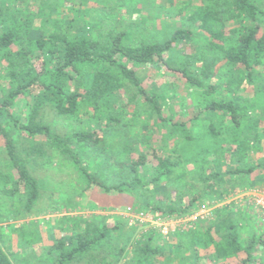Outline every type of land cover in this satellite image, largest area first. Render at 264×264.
I'll list each match as a JSON object with an SVG mask.
<instances>
[{
	"label": "trees",
	"instance_id": "trees-1",
	"mask_svg": "<svg viewBox=\"0 0 264 264\" xmlns=\"http://www.w3.org/2000/svg\"><path fill=\"white\" fill-rule=\"evenodd\" d=\"M17 1L0 0V223L36 213L47 179L35 171L54 162L74 166L79 181L85 182L83 191L92 192L95 186L110 196L129 195L136 201L133 208L164 218L190 213L204 194L217 192L215 198L221 200L240 182L251 186L258 178L264 181V173L248 181L264 167V161L254 163L251 154L264 140V7L259 3L201 0L191 22L208 39L207 50L173 63L168 57L175 44L194 39L188 28L171 30L161 40L130 44L126 30L101 32L100 23L75 7L76 0H58L79 11L64 22L53 17L61 15L58 5L44 0L28 10L16 6ZM230 19H238L239 26L228 28ZM132 63L174 70L207 97L196 117L203 116L209 134L226 137L228 144L195 161L200 164L195 176H189L181 157L159 153L152 145L135 152L136 143L127 142L108 153L111 147L103 134H116L120 93L129 87L136 89L129 101L139 95L168 122L167 137L191 138L188 122L164 116L160 97L144 89ZM216 68L226 70L223 85L217 82ZM222 87L230 89L231 97L220 94ZM23 100L24 111L18 105ZM53 118L58 125L67 121L70 130L53 129ZM196 187L198 195L188 204L182 196L173 202L159 198L164 191L172 196L174 190L187 194ZM230 211L218 206L216 218L187 230L194 250L198 253L201 244L211 249L216 264H264L257 250L258 245L264 248V239L254 232L246 241L245 228ZM102 217L79 218L71 226L73 232L55 236L36 261L19 251L36 246V232L28 236L19 226L5 234L1 224L0 264H120L124 257L122 264L158 263L161 244L152 246V234L138 237L135 228L125 229L123 219L109 225ZM13 234L17 250L9 244ZM183 244L171 247L178 254Z\"/></svg>",
	"mask_w": 264,
	"mask_h": 264
},
{
	"label": "rangeland",
	"instance_id": "rangeland-1",
	"mask_svg": "<svg viewBox=\"0 0 264 264\" xmlns=\"http://www.w3.org/2000/svg\"><path fill=\"white\" fill-rule=\"evenodd\" d=\"M46 1L58 5L61 15L59 17L54 14L53 17L60 18L61 22L77 15L79 12L77 9H79L86 12V19L100 23L99 30L101 32L115 29L118 31L126 30L131 35L129 39L126 38L130 44L161 40V37H167L171 30L188 28L193 32L194 39L192 42L175 44L168 57L173 63L181 61L188 54L207 50L208 39L191 22V16L196 11L197 6L201 4V0H76L75 7L77 9H74L75 7L69 8L58 0ZM254 1L264 7V0ZM41 2L44 0H18L15 5L28 8V10H35ZM227 26L228 28L239 26L238 19L228 20ZM37 64L39 65V59H37ZM130 65L137 68L142 76L144 89L150 94H157L160 97L165 117L172 122H188L186 127L189 129L191 138L188 139L184 135L177 134L167 137L168 122L161 120L156 113H153L139 95H136L133 101H129V98L131 100L136 92L134 87H129L126 92L120 93L119 109L115 112L116 116L120 118L119 124L115 128L116 134H103L105 144L111 147L108 153L116 152L117 148H124L127 142L136 143L133 148L135 152L147 144L152 145L159 153L170 155L173 158L181 157L184 165L188 166L189 176H195L200 166V164H195V161L217 149L225 148L228 144L226 137L214 138L209 134L208 121L204 120L203 116L202 118L196 117L201 101L207 97L202 95V90L191 88L181 74L174 70L161 66H139L133 63ZM225 72L226 70L221 71L220 68L215 69L218 83L224 82V78L227 77ZM220 94L228 98L232 95L230 89L226 87L221 88ZM26 102L23 100L18 103L22 111L25 110ZM84 121L85 119L83 120L82 117L81 122ZM51 123L53 129L70 130L67 121H61L58 125V118H53ZM251 154L256 161L254 163L264 161V140L260 144L259 150L254 149ZM262 167L248 178L249 182H253L260 174L264 173V167ZM35 173L41 178L47 179L44 188L46 191L43 192V196L35 208L37 209L36 213L34 215H22L17 220L10 219L0 223V225L3 224L5 234L11 232V227L14 229L19 226L26 230L28 236L36 232L34 237L37 240L36 246H25L19 249L32 261L40 258L47 247L53 243L55 236L60 237L73 232L71 226L74 222L79 221V218L94 216H103L109 225L123 219L125 229L135 228L134 234L138 237L152 234L154 236V240H151L152 246L161 244V253L156 256L157 264L160 262L163 264H193L196 260L199 264H216L212 259L211 249L205 248L202 244L196 253L194 246L191 245L187 230L192 226L200 225L204 220L216 218L214 210L221 205L228 206L235 219L245 228L243 238L246 241L250 240L249 236L253 235L254 232L264 239V210L256 205V196L249 194L250 189L255 187L264 188V181L259 178L257 183L251 186L240 182L236 189L230 188L229 193L221 200L215 198L217 192H214V195L204 194L194 207L188 209L191 212H187L188 214L184 216L165 218L158 216L166 224L158 226L157 223H141L129 220L128 215L125 214L126 208L128 206L136 207L133 204L136 201L132 196H110L95 186L92 192L83 191L85 182L79 181L80 174L68 161L42 166ZM198 190L199 187H196L193 192L187 194H181L180 190H174L172 196L164 191L159 198L163 201L173 202L176 201L175 198L178 199L182 196L183 201L188 204L190 198L198 195ZM49 192H51V198H49ZM16 238H18L16 234H13L11 243L9 242L10 245H15V250H17ZM180 242L184 243V248L182 252L177 254L171 246ZM132 244L135 242L133 241ZM257 250H259L261 257L264 256V248L261 245L257 246ZM124 262L125 257L121 259L120 264Z\"/></svg>",
	"mask_w": 264,
	"mask_h": 264
},
{
	"label": "built area",
	"instance_id": "built-area-1",
	"mask_svg": "<svg viewBox=\"0 0 264 264\" xmlns=\"http://www.w3.org/2000/svg\"><path fill=\"white\" fill-rule=\"evenodd\" d=\"M249 194L256 196V205L260 206L264 210V188L255 187L253 189H250ZM125 214L128 215L127 217L132 222L151 223V224L157 223L158 226L166 225L165 222L161 221L163 220L161 217H155L151 213L145 212L144 210H137L131 206H128L126 208ZM164 228H167V227H164Z\"/></svg>",
	"mask_w": 264,
	"mask_h": 264
},
{
	"label": "crops",
	"instance_id": "crops-1",
	"mask_svg": "<svg viewBox=\"0 0 264 264\" xmlns=\"http://www.w3.org/2000/svg\"><path fill=\"white\" fill-rule=\"evenodd\" d=\"M55 235V234H54Z\"/></svg>",
	"mask_w": 264,
	"mask_h": 264
}]
</instances>
